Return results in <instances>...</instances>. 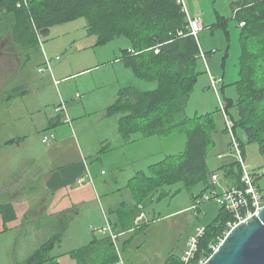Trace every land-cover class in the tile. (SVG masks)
<instances>
[{
	"label": "trees",
	"instance_id": "16d2710c",
	"mask_svg": "<svg viewBox=\"0 0 264 264\" xmlns=\"http://www.w3.org/2000/svg\"><path fill=\"white\" fill-rule=\"evenodd\" d=\"M235 4L234 19L240 27V77L232 83L237 97L224 100L244 153L245 140L264 142V0H239ZM0 12V25L12 17L9 30L25 49L37 45L40 36L53 26L78 18H85L87 32L97 36V45L120 36L128 38L129 45L122 49L118 59L137 78L156 81L157 87L150 90L125 87L109 107V115L121 114L119 130L123 138L127 141L133 137L164 138L185 130L187 141L183 151L166 155L130 179L134 203L114 211L120 216L119 226L124 230L141 229L143 226L138 227L135 219L149 199L153 200L152 194L159 193L161 199L169 193L166 189L169 186L182 183L191 188L202 182L205 188L199 195L210 187L207 160L217 146L216 115L221 111L217 108L204 114L185 115V108L204 71L199 70L202 48L199 39L190 34L187 15L177 0H0ZM216 15L217 20L211 27L222 28L228 41V20L218 10ZM242 22H245L243 26ZM227 57L228 47L223 59ZM223 132L227 129L223 128ZM238 132L243 133V138ZM228 146L230 148V141ZM219 170H225L228 179L240 184L241 170L237 161L226 162ZM231 219L232 215L220 207L214 221L204 225L197 259L211 254L210 244L219 242ZM58 242H61L58 235L50 236L25 264H52L57 257L52 255V249ZM106 242L112 250L113 242ZM77 254L81 259L82 254ZM113 254L115 260H119L115 250ZM110 257L111 254L106 256ZM167 264H181V255L170 254Z\"/></svg>",
	"mask_w": 264,
	"mask_h": 264
},
{
	"label": "rangeland",
	"instance_id": "374dc122",
	"mask_svg": "<svg viewBox=\"0 0 264 264\" xmlns=\"http://www.w3.org/2000/svg\"><path fill=\"white\" fill-rule=\"evenodd\" d=\"M184 2L191 17L200 15L202 18L203 16L201 14L205 12L206 17L209 14L213 15L212 17L215 21L216 13H213L212 7L214 4V7H217L220 13L231 19L229 24L232 25L230 26V38L227 41L222 28H212L210 25V17L206 21L202 18L204 24L206 23V27L198 32L199 44L206 51L213 48L217 50L216 52L208 54L206 59L208 64L205 63L202 58L199 61V70H203L204 72L199 76V80L185 108V115L193 116L220 108L218 95L214 88L210 86L209 70L215 77L223 80V82L217 86L222 100H224L225 97H237L236 88L232 83L240 77L238 66L240 55V44L238 39L240 27L238 22L233 18L234 9L236 8V4L233 0H212L211 3H207L206 0H184ZM198 9L201 10L196 12ZM12 21L13 19L11 17L0 25V35H4L6 31L9 30L10 26H12ZM97 39L96 35H91L87 32L85 18H78L61 25L53 26L47 33L40 36L37 45L32 44L30 49L23 50V60L27 62L28 68L23 69L17 76L11 75L9 78V73H7L5 68L6 66L7 69L9 68V65L6 64L8 60L5 58L0 59V68L4 67V71L0 69V192L4 190L5 183L10 177H13L20 169L28 165L27 159L33 156V153L29 150L30 147L36 148L37 150H35V152H38L40 157L49 156V148L54 140L50 144H46L42 142V139L45 135L49 136L51 132L47 129V122L51 119L53 110L55 111V108L61 104V98L63 97L60 94V101L54 107L58 93L65 90V85H68L67 90L71 92V94L75 93L77 89L82 91L80 87L83 85L97 87L95 95L97 99L111 89L110 80H113V77H111L112 79L103 78L102 72L104 71H101L102 65L99 71L89 70L83 72L80 75L92 71V73L80 77L79 79L69 80L68 78V83H61L58 81V83L55 84L52 82L47 72L49 69L44 72L39 71L40 64L43 60H46V58L50 60L53 69L57 64L56 61L62 60V63L67 61L70 71H78L80 67L89 65L90 60L94 61L92 63H99V65L104 63V61L120 60L118 58L122 49L129 45V39L124 36L117 37L103 45H97ZM227 47L228 57L223 59ZM1 49L2 48H0V50ZM210 54L213 55L209 56ZM41 66H47V64L44 63ZM27 70L29 76L33 74L30 82L32 81L33 87L36 86V88L31 89V92L25 96L19 95V92L16 93L17 90H14L13 98L8 100L7 96L11 93L10 88H16L27 80ZM126 70L127 74L122 78L121 87L131 85L141 90H150L157 87L156 81L141 80L137 78L131 70ZM59 74L60 75H56L57 79H61V75H63L61 70ZM10 80H12V82H9ZM78 80L80 81L78 82ZM76 85H79V88H77ZM80 110L81 112L78 113L79 116H74L71 113L69 117L67 106V120L70 123L67 129L73 139V141L65 143L68 148V154H70V156H72V154L75 156L77 154L80 155L81 151L79 150V146L94 149L100 147L103 143L99 142L102 135L110 138L115 149L103 154L101 152L102 161L95 158V155H98L96 151L92 152L91 156L87 155V160L89 166L93 165V170L95 168L99 170L104 169L106 172V175H104L105 177H115L116 183L111 181L110 189L115 192L114 197L118 201H132L131 190L126 187V184L128 179L135 174L129 170L135 167L147 168L148 164L163 159L162 157L168 153H178L186 146L187 137L185 130L177 131L164 138L152 137L150 138L152 140L151 143L144 144L145 146L132 145L125 149L126 152L131 154L135 153L136 156H138L140 152H144L139 156L137 161L131 162L125 157L122 150L116 148V141L119 140L117 126L115 124L118 114L109 117L110 119L105 117L104 122L108 121L110 125L109 128H104L102 126L104 122H100V116H104L102 112L100 113L97 111L87 115L86 118H81V116L84 115V110L82 107ZM234 111L235 110H232V112ZM22 115L24 116L23 119ZM56 115L61 117V113H56ZM216 119L219 133L216 134L217 146L211 150L208 157V165L211 170L221 165L222 162L236 161L234 157L231 156L228 146L230 136L228 132H223V128H226V126L222 113L219 112L216 115ZM30 122L36 123L35 126L30 125V127H26ZM23 132L29 135L28 140L30 139V144H32V146L25 144L20 150L14 147L7 160L6 156L9 153H5L4 151L5 141L11 135H14V133ZM242 134V132H238V135L243 138ZM76 139H78V143L75 141ZM244 142L245 165L250 172L255 174L259 188L264 192V142L260 143L259 141H253L248 143L246 140ZM74 144L76 150H73ZM146 153L148 154L147 156ZM218 154H226L228 157L224 159L225 161L220 160L218 159ZM112 164L116 166L127 164L128 170L125 172H118L111 167ZM216 171H219V169L210 171V173ZM219 183L220 186L217 187L218 190L227 185V181L223 176ZM181 185L182 184H177L167 187L166 189L169 190V193L162 196L161 199H159V193L156 192L152 194L155 197L151 201L149 199L146 208L144 210L142 209V213H145V216L141 213L142 215L139 214L137 218L138 221L143 219L145 223L141 225L143 227L137 231L123 233L118 237L120 239H116V247L113 243L112 249L115 250L120 257L118 260L119 264H167V258L170 254H183L186 248L185 244H187L190 236L194 234L200 222L205 225L214 221L219 213L220 205L209 202L204 204L202 209L193 210L194 201L192 203V196L193 194L199 196L201 190L204 188V184L199 183L190 189L184 187L180 190L178 188ZM211 191L212 187H209L200 197L203 198V195L209 194ZM139 208L141 209L140 206H138V209ZM196 214L198 216H196ZM93 218L94 215L81 218L77 216L76 220H79L77 224L80 221L89 224L93 222ZM103 227L98 228V231L106 234L107 231ZM111 229L112 232L118 236L112 226ZM15 234L16 233L10 235V238L9 235L1 237L3 239L0 238V264H19L20 256L23 252L21 245L26 238L23 234H20L16 238L18 240V245L14 247ZM129 237L132 238L130 243L126 245L125 243H121ZM111 239L113 238L111 237ZM101 257L103 258V256ZM114 260V257L105 258L103 264H111Z\"/></svg>",
	"mask_w": 264,
	"mask_h": 264
},
{
	"label": "crops",
	"instance_id": "0c3cea01",
	"mask_svg": "<svg viewBox=\"0 0 264 264\" xmlns=\"http://www.w3.org/2000/svg\"><path fill=\"white\" fill-rule=\"evenodd\" d=\"M211 1L212 0H206L207 3H211ZM233 2H236V0H233ZM214 6L215 5L213 4V13H216L219 9ZM200 10L201 9H198L196 12ZM235 10L236 8L234 9V14ZM220 14L228 20V30L231 33L230 26L232 25L229 24L231 19L222 13ZM201 15L203 16L202 18H204V21L208 20L210 17L211 26L217 20L216 14L215 21L213 20V15L209 14L206 17L205 12H203ZM211 50L215 49L213 48ZM211 50L205 51L210 52ZM212 55L213 54H210L209 56ZM24 61L25 60H22V62H20V67L16 71L10 69V67L7 69L9 78L11 75L17 76L23 71V69L28 68L27 62ZM92 62L94 61L90 60L89 65L80 67L78 71H70L68 69L67 61L62 63V60H59L56 61V65L54 64V69L51 67V70L44 69L43 71H40V68L42 67L41 65L45 63V60H43L40 64L39 71L44 72L47 70L52 82L56 84V75H60L59 72L61 70L63 75H61V79L57 80L61 83H68L69 80L79 79L80 77L92 73L91 71L84 75H80L83 72H87L89 70L99 71L100 66L102 65L101 71H104L102 72L103 78L112 79L111 77H113V80H110L111 89L109 91L97 99L95 96L97 87L82 84L83 86L80 87L82 91L77 89L75 93L71 94V92L67 90L68 85H65V90L58 93L54 107L60 101L59 97L61 94L63 97L61 100L65 102L66 108L68 106V115H71L72 113L74 116H79L78 113L81 112V107L84 110V115L81 116V118H86L87 115L97 111L100 113L102 112L104 116H100V122H104L105 117L109 118L118 114L116 118L117 122H115L119 134V140L116 141V148L122 150L125 157L131 162H135L144 152H140L138 156H136L135 153H128L125 149L132 145L145 146L144 144L151 143L152 140L150 138L158 136L144 138L133 137L131 140L127 141L123 138L119 130V119L121 114L115 113L109 115L108 109L119 96V91L125 87L131 86L127 85L125 87H121L122 78H124V75L127 74L126 69L129 68L124 65L122 60L104 61V63H101L100 65L99 63ZM6 64H8V62ZM27 72L28 70L26 71L27 80L23 82V84L16 88H10L11 93L7 96L8 100L13 98L14 90H17L16 93L19 92V95L25 96L31 92V89L36 88V86L33 87L31 83L32 81L30 82V80H32L33 74H30L29 76ZM68 78L69 80H67ZM218 79L220 80V83L223 82L221 78ZM79 81L80 80H78V82ZM9 82H12V80ZM76 86L79 88V85ZM55 112L56 111L53 110V115L47 122V129H49L51 132L49 134L50 139L48 142H46V144H50L54 140L50 145L51 147L49 148V156L40 157L38 152H35L37 149L30 147L29 150L33 153V156H30V158L27 159L28 165H25L24 168L20 169L16 175L10 177L5 183L4 190L0 192V238L6 237L8 235L10 238V235L16 233L14 247L15 245H18V240L16 238L20 234H23V236L26 238V240L21 245L23 252L21 253L19 264H25L28 257L33 252H35L47 238L52 235H58L61 238V242L56 243L52 249V255L57 256L56 259L52 261V264H102L108 254H111L112 257L115 255L113 254L114 250L110 249L106 241H112L115 244V247L116 243L111 239L108 232L104 234L99 232L98 228L109 223L113 230L118 234V237H120L123 233L138 230L136 227H131L127 230H124V228L119 226L120 216L117 213H114L115 210H118V208L123 205L130 207L134 203L133 195L130 191L132 196L131 202H127L125 200L118 201L114 197L115 192L110 189V182L112 181L116 183L115 177H105L104 175H106V172L104 169L99 170L98 168H95L93 170V165L89 166L87 157L91 156L92 152L96 151L98 155H95V158L102 161L103 158L100 155L101 152L103 154L107 151L115 149L113 147V142L110 141V138L102 135V137L99 139L100 143L103 142L100 147L94 149L79 146L81 154H77L76 156L72 154V156H70V154H68V148L65 145V143L73 141L71 134L67 129V126H69L70 123L65 120V114L61 113L60 117L57 116V112ZM23 117L24 116L22 115V119ZM35 124L36 123L30 122L26 125V127H30V125L35 126ZM109 125L110 122L108 121L102 124L104 128H109ZM28 138L29 135H27L25 132L14 133V135H11L4 144L5 153H9L6 156V159L8 160L10 157V153L14 147L20 150L25 144L32 146V144H30V139L28 140ZM75 141L78 143V139ZM73 150H76L75 144ZM169 154L173 153H168L166 155ZM147 155L148 154L146 153V156ZM166 155H164L162 158H164ZM219 155L220 154H218V159L220 160H224L228 157V155H225L223 158H220ZM226 162H222L221 165L212 170L208 165V169L209 171L217 170ZM153 163L156 162H152L147 166ZM111 167H113L118 172H125L128 170L127 164L119 166L112 164ZM144 168L146 167H135L129 171L134 172L133 174L136 175L141 170H147L148 167L146 169ZM134 176L128 179L126 184L127 188H129L130 179ZM200 183L203 184L202 182ZM227 185L232 186L236 184L232 181V179L227 178ZM183 188L184 185L182 184L178 189L181 190ZM195 196L196 194H193L192 203L195 200ZM142 214L145 216V213ZM90 215H94L93 222L87 224L80 221L77 224V221H79L76 220L77 216L81 218L89 217ZM138 217L139 216H137V218ZM137 218L135 219V222L138 227L145 224L143 219L138 221ZM131 241L132 238L129 237L121 243H125L126 245ZM79 252L82 254L81 259L79 258V254H77ZM101 256H103V258ZM114 263L119 264L118 259H116L113 263L111 262V264Z\"/></svg>",
	"mask_w": 264,
	"mask_h": 264
},
{
	"label": "built area",
	"instance_id": "2783aa9c",
	"mask_svg": "<svg viewBox=\"0 0 264 264\" xmlns=\"http://www.w3.org/2000/svg\"><path fill=\"white\" fill-rule=\"evenodd\" d=\"M178 4L182 7V10L187 15L188 20V27L190 29V34L194 35L196 38H198V32L205 27V24L203 23V20L200 15H197L196 17H191L188 13V10L186 8L184 0H177ZM20 6V5H18ZM245 22L241 23V26H243ZM179 34H183L182 32H179ZM158 52L159 50L156 49ZM215 52V50H213ZM200 56L201 58L207 63V53L203 48L200 49ZM45 63L47 66H43L40 68V71H43L44 69L51 70V62L46 58ZM209 79H210V85L214 88L218 95V101H219V107L220 111L223 115L225 126L227 129V132L230 136V153L231 156L234 157V159L239 163L241 175H240V184L239 185H226L221 187L220 190L217 189L218 186H220V179L222 176L227 181V176L225 175V172L223 170H219L216 172L211 173L210 175V187H212V191L209 194L203 195V198L199 196L195 197L194 200V206L193 210L199 209L203 207L206 203H216L220 205L222 208L227 210L231 215L232 219L227 222L226 230L224 231V234L222 237L219 238V242H214L210 244L211 254L209 256L205 255L201 258L197 259L196 255L199 249L200 244V238L203 236L205 232V226L202 224H199L196 227V230L194 234L190 236L188 239V242L186 244L185 251L181 255V264H205L208 259L212 256V254L217 251L221 243L224 241L225 237L238 225L242 223H248L251 221L254 217L258 216L260 211L264 208V192L261 191L259 188V185L257 183V178L254 173L250 172L244 161V153L241 146V141L236 135L235 132V122L229 115L227 111V106L224 100L219 95L217 86L220 83V80L215 77L209 70ZM56 84L58 83V80L55 81ZM55 111L57 113H63L65 114L67 120V108L64 101L59 104L55 108ZM50 139L49 136H45L43 139V142L46 143ZM226 154H220L219 157L223 158ZM202 211V210H201ZM196 216H198L196 214ZM109 234L110 237H112L113 241L116 243V239L118 236L112 232L111 226L108 223L105 227H103Z\"/></svg>",
	"mask_w": 264,
	"mask_h": 264
},
{
	"label": "water",
	"instance_id": "95a60500",
	"mask_svg": "<svg viewBox=\"0 0 264 264\" xmlns=\"http://www.w3.org/2000/svg\"><path fill=\"white\" fill-rule=\"evenodd\" d=\"M205 264H264V208L236 226Z\"/></svg>",
	"mask_w": 264,
	"mask_h": 264
},
{
	"label": "flooded vegetation",
	"instance_id": "af4514ba",
	"mask_svg": "<svg viewBox=\"0 0 264 264\" xmlns=\"http://www.w3.org/2000/svg\"><path fill=\"white\" fill-rule=\"evenodd\" d=\"M0 59L5 58L12 70H18L19 64L23 60L24 44L17 39L12 30H7L4 35H0ZM7 70V66L5 67ZM4 71V67L0 68Z\"/></svg>",
	"mask_w": 264,
	"mask_h": 264
}]
</instances>
